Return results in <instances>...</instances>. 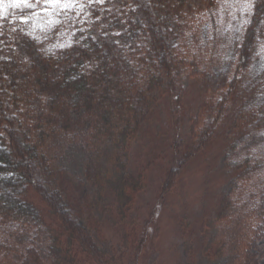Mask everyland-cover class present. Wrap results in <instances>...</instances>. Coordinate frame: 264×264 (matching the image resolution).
<instances>
[{"label": "rangeland", "instance_id": "obj_1", "mask_svg": "<svg viewBox=\"0 0 264 264\" xmlns=\"http://www.w3.org/2000/svg\"><path fill=\"white\" fill-rule=\"evenodd\" d=\"M138 1L149 12L152 28L149 32L143 30L144 36L137 37L127 52L133 72L144 75L134 91L140 94L145 90V96L154 102L145 128L134 131L133 126L127 143L120 136L122 126L115 125L112 130L101 122L106 112L98 103L112 104L111 94L101 93L102 85H95L94 104H77L76 94L64 89L61 68L67 58L80 53L74 34L78 24L90 23L101 30L117 18L125 23L136 10L135 0H79L84 4L83 10L77 5L61 13L56 17L60 23L49 28V35L45 31V38L21 29L25 23L20 15L39 14V6L7 10L6 17L0 19V105L12 113L2 115L6 121L0 122V128L2 134L7 133L12 151L18 153L10 160L14 165L28 163L29 170L35 172L31 177L33 184L45 179L43 167L37 166L25 151L30 131L32 142L52 161L56 180L53 187L67 195L69 192L71 201L75 200L72 207L79 204L83 189L89 190L94 202L98 201L93 173L101 177L114 165L123 163L131 173L144 172L145 190L138 201L148 206L149 212L167 169L166 160L174 154L175 141L177 147L188 145L191 149L205 132L213 130L217 136L185 168L182 183L161 216L165 236L161 260L164 264L185 261L183 237L176 230L178 214L183 213L195 233V241L199 239L200 227L205 225L204 219L221 218L215 228L217 239L227 252V264H264V127H240L233 118L219 123L215 110L208 108L209 102L217 105L219 97L226 96L231 84L239 83L241 90L243 87L251 92L240 101L241 111H249L255 118L264 117V87L258 91V87L248 85L264 79V0H253L251 13L241 11L245 0ZM154 2L166 19L167 30L156 19L159 10L151 8ZM245 19L249 23L244 24ZM168 36L171 51L158 49L154 52L156 60L152 59L150 45ZM117 57L119 62L126 59L122 54ZM151 60L157 68L151 75L157 79L150 83L145 71ZM69 63L64 67H69ZM130 80L126 78L125 83ZM173 101L180 111L179 128L170 114ZM227 107L231 114L235 106ZM16 114L21 117L19 126L13 120ZM40 130L42 137L38 135ZM61 172L68 173L67 179L61 177ZM73 184L82 185L79 193L71 192ZM2 189L12 191V183L8 181ZM148 212H144L145 217ZM77 218L73 216L79 226ZM114 232L107 231V237L117 241ZM52 237L39 223L0 214V264H31L29 255L34 253L41 264H52L48 253Z\"/></svg>", "mask_w": 264, "mask_h": 264}, {"label": "trees", "instance_id": "obj_2", "mask_svg": "<svg viewBox=\"0 0 264 264\" xmlns=\"http://www.w3.org/2000/svg\"><path fill=\"white\" fill-rule=\"evenodd\" d=\"M140 4L141 1L139 3L138 0H135L136 10L134 9L130 14L129 22L126 20L124 23L117 18L111 26L101 30L95 29L90 23H88L89 26L86 23L78 24L74 29L77 32L74 34L75 40L80 46L79 55L73 59L67 58L65 61L58 60L64 61L62 63L64 66L70 62L69 67L61 68V74L64 89L69 93L76 94L74 100L76 99L77 104L86 102L88 105L87 103L92 102V98L97 93L93 88L95 85H102L100 86L101 93L111 94L112 104L98 103L101 110L105 109L106 112V116L101 118V122L112 130L116 129L115 125L122 126L120 136L124 140L123 143H127V136L132 132L133 126H135L134 131H137L141 126L145 128L154 102L152 97L145 96V90L140 94L134 91L138 82L143 81L144 75L133 72L135 68L127 52L130 46L135 45L133 41L137 37L144 36L143 30L149 32V29L152 28L150 26L151 19L148 18L149 12ZM151 8L159 10L156 19L160 20L164 30H167L166 19L160 14V9L155 2ZM20 16L28 18L27 23L21 28L23 32L30 35L32 32L38 37L45 38L47 35L45 31L48 30L49 35L50 27L43 12L37 16L30 13ZM163 39H159V42L155 40L153 45H150L149 52H151L152 59L156 60L154 52L158 49L165 50L166 53L171 51L170 37ZM122 41H124V45H121ZM118 54L124 55L126 59L119 62ZM148 63V69L144 70L147 73L145 79L147 78L151 83L157 79L154 74L151 75L153 71L156 72L157 68L153 60ZM128 77L131 80L129 83H125V79ZM259 82H251L248 85L254 88L258 87V91H262L260 88L264 87V79ZM234 84L238 85L233 86ZM233 85L231 84L225 97H219L217 105H214L216 103L213 101L209 102V111L215 110L216 119L218 122L220 120L219 123H225L227 118H233L240 127L247 125L255 129L264 127V117L255 118L253 113L241 111L240 101L251 93L250 90L246 91L243 87L241 90L242 85L239 86V83H233ZM232 87L234 88L232 89ZM7 92L11 93L12 90H7ZM177 100L180 101L179 98ZM173 104L174 108L170 114L176 118V125L179 128L180 122H178L177 116L180 115V111L174 101ZM229 104L232 105V109L235 106L231 114L227 109ZM2 107L4 106L0 105V122L6 121L3 120L2 115L6 113L11 115L12 113ZM102 112L103 116L105 112ZM248 114L251 117H247ZM16 115L13 120H16L14 123L17 125L21 117ZM21 123L20 125L24 126L23 122ZM27 132L30 143H27L25 151L31 154L32 161L37 166L43 167L45 179L38 185L36 182L33 184L31 177L33 174L35 175V172L29 170L26 166L28 163L21 161L18 165H14L11 162V157L18 153L12 151L10 144L7 143V133L2 134L0 128V214L45 226L48 232L53 235L52 244L48 248L52 264L165 263L161 260L162 238H165L160 223L161 216L168 208L171 197L182 183L185 168L195 155L204 151L217 136L213 130L211 132L204 131V135L200 137L201 140L195 146H191L192 150L188 145L177 147V135H175L174 154L172 158L166 160L167 169L156 193L154 207L149 212L147 211L148 206H143L138 201L139 195L142 196L145 190L144 172L131 173L123 163L114 165L113 170L106 172L101 177L96 172L93 173L96 179L95 186L99 193L98 201L94 202L90 197L89 190L83 189L81 192L83 197L79 204L72 207L71 202L74 203L75 200L71 201L69 192L67 195L62 189L53 187L56 185V180L51 159L39 149L37 144L32 142L31 135L33 134L30 131ZM38 135L42 137L44 133L40 130ZM61 177L67 179L68 173L61 172ZM8 181L12 183V191L2 189L5 188ZM70 189L72 193H79L82 185L73 184V188L70 187ZM144 212H148L147 217L144 216ZM73 216L80 219L79 226L75 224ZM176 221L177 235L183 237L185 249L183 264H227V252L217 239L215 228L221 218L204 219L205 225L200 227V236L196 241L194 240L195 233L190 230L186 214H178ZM110 230L116 231L114 233H116L117 241L107 237ZM29 260L31 264H41L35 253L33 256L29 255Z\"/></svg>", "mask_w": 264, "mask_h": 264}, {"label": "snow or ice", "instance_id": "obj_3", "mask_svg": "<svg viewBox=\"0 0 264 264\" xmlns=\"http://www.w3.org/2000/svg\"><path fill=\"white\" fill-rule=\"evenodd\" d=\"M93 0H89L92 3ZM96 3H103L104 0H95ZM79 6V10L82 11L84 4L80 3L79 0H0V19L6 17L7 10L12 9H35L38 6L41 11L45 13L47 19V24L49 27H55L60 21L56 18L61 13L72 10L74 7ZM241 11L244 13H251L253 8V0H245L244 3L240 5ZM33 16H37L38 13L33 12ZM22 22L27 23V17H21ZM244 24L249 23V20L245 19ZM65 45H60L64 47Z\"/></svg>", "mask_w": 264, "mask_h": 264}]
</instances>
